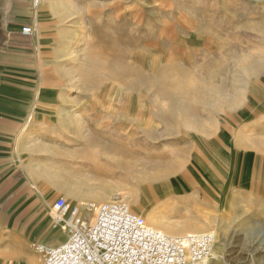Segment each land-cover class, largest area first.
I'll return each instance as SVG.
<instances>
[{
  "label": "rangeland",
  "instance_id": "374dc122",
  "mask_svg": "<svg viewBox=\"0 0 264 264\" xmlns=\"http://www.w3.org/2000/svg\"><path fill=\"white\" fill-rule=\"evenodd\" d=\"M34 14L25 158L53 226L62 197L120 199L180 238L226 241L218 264H264V0H44Z\"/></svg>",
  "mask_w": 264,
  "mask_h": 264
},
{
  "label": "crops",
  "instance_id": "0c3cea01",
  "mask_svg": "<svg viewBox=\"0 0 264 264\" xmlns=\"http://www.w3.org/2000/svg\"><path fill=\"white\" fill-rule=\"evenodd\" d=\"M34 16L38 26L41 14H34L31 0H0V264H43L36 244L60 247L65 239L66 229L53 226L28 178L25 158L26 124L37 99L28 71L36 65L40 31L30 38L22 30Z\"/></svg>",
  "mask_w": 264,
  "mask_h": 264
},
{
  "label": "built area",
  "instance_id": "2783aa9c",
  "mask_svg": "<svg viewBox=\"0 0 264 264\" xmlns=\"http://www.w3.org/2000/svg\"><path fill=\"white\" fill-rule=\"evenodd\" d=\"M43 1L31 0L35 13ZM37 33L35 23L22 30L27 37ZM52 211L55 226L65 227L69 238L60 247L36 244L43 264H199L217 241L210 232L181 238L163 234L120 199L71 206L62 197Z\"/></svg>",
  "mask_w": 264,
  "mask_h": 264
},
{
  "label": "bare ground",
  "instance_id": "6f19581e",
  "mask_svg": "<svg viewBox=\"0 0 264 264\" xmlns=\"http://www.w3.org/2000/svg\"><path fill=\"white\" fill-rule=\"evenodd\" d=\"M69 51H70L69 49L64 48V50H61V54H63V55L69 54ZM146 168H147V166H145L143 168L144 169V172L142 171L145 174H147ZM162 173L160 172V173H155L154 175H149V174H147V175H148V178L149 179L150 178H152V179L154 178V181H157V182H160L161 183L162 181L165 180L164 179L165 178L164 177V174H162ZM150 182H152V181H150ZM185 184H187V183H185ZM103 197H104L103 195H98L97 197H95V199L102 200ZM148 224L151 225V227H153L154 229L162 232L163 234L165 233L168 236L173 237V238H180V234L182 233V232H179L178 230H176L171 224L166 223L163 218H158V217H156V218H149L148 217ZM58 227H60L62 229L63 228L65 229V227H61V226H58ZM190 233H195V231H192ZM186 236H188V235H186ZM186 236H184V237H186ZM226 244H227L226 241H224L223 244H222V242L216 243L215 246H214V248H213V250H212V252H211V254L209 255V258L207 260H205L204 262L199 263V264H218V259L221 257L223 250L226 248Z\"/></svg>",
  "mask_w": 264,
  "mask_h": 264
}]
</instances>
